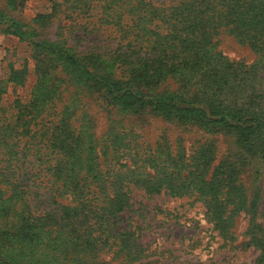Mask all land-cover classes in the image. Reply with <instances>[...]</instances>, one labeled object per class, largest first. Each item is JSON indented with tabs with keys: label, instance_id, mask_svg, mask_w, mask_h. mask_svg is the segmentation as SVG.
<instances>
[{
	"label": "rangeland",
	"instance_id": "rangeland-1",
	"mask_svg": "<svg viewBox=\"0 0 264 264\" xmlns=\"http://www.w3.org/2000/svg\"><path fill=\"white\" fill-rule=\"evenodd\" d=\"M145 1L166 9L185 0ZM90 4L93 8L87 10L85 7ZM102 5L104 2L99 0H0V135L9 131L5 124H19L22 113L28 120L39 116L30 125L33 138L17 136L18 160L12 162L0 155V170L10 167L14 181H22L24 185L27 202L32 206L36 204L40 213L56 211V219L60 220V205H72L75 193L72 185L79 182L80 187L84 178L93 184L90 189L95 197L101 199L109 191L98 189L97 184L108 189V184L113 182L112 170L129 168L152 175V161L167 162L164 156H169L183 158L182 163L195 164L191 160L198 155L205 156V146H208L207 178L220 163L238 165L236 184H241L251 203L250 210L229 219V234L223 236L218 232L198 194L182 197L163 191L150 194L132 184H127L130 205L115 216L113 233L133 232L134 237L137 236L135 243L144 253L135 264H262L263 151L256 148L254 152H247L227 131H209L195 123L179 124L159 116L121 112L92 89L93 85L85 81L79 69L65 65L39 47L44 43L53 45L76 58L100 56L104 65L91 71L113 79L122 78L120 70L112 67V59L116 57L115 52L125 50L132 35L103 24L100 20ZM11 22L20 25L24 37L6 31ZM212 45L218 56L242 63L251 71L249 74L240 72L238 78L244 81L237 79L229 89L222 91L223 105L241 112H255L264 119V59L225 28L218 29ZM252 65L256 68H251ZM196 82L191 79L182 86L174 78H168L153 89V94L186 99L204 87ZM64 119L72 132L90 140L92 147L88 149L87 143V148H79L78 156L70 159L75 164V172L66 188L59 181V192L55 193L50 177L43 172L47 166L54 165L55 158L50 155L49 143L41 142L40 135L50 123L54 125L48 127V131L59 128ZM59 162L64 165L67 160ZM5 186L0 184L3 199L11 193ZM229 208L227 205L224 212ZM250 218L258 226L260 246H254L247 234ZM107 241L108 245L103 247L97 241L96 249L85 255L70 250L68 236L43 232L32 243H4L1 249L20 264H124L121 253L111 246L113 239Z\"/></svg>",
	"mask_w": 264,
	"mask_h": 264
},
{
	"label": "trees",
	"instance_id": "trees-1",
	"mask_svg": "<svg viewBox=\"0 0 264 264\" xmlns=\"http://www.w3.org/2000/svg\"><path fill=\"white\" fill-rule=\"evenodd\" d=\"M101 1L104 2L100 7L102 23L120 28L127 36L132 35L125 50L115 52L116 57L112 59V67L120 70L122 78L113 79L92 72L104 65L100 56L76 58L53 45L44 43L39 47L65 65L79 69L85 81L93 85L92 89L121 112L159 116L179 124L195 123L209 131H227L247 152H254L256 148L264 152V119L255 112H241L225 106L220 100L222 91L239 80L240 72L249 74L251 71L242 63L228 61L221 54L218 56L212 45L218 29L225 28L264 59V0H185L166 9L153 7L145 0ZM85 8L90 10L93 5ZM6 31L19 38L25 36L20 25L14 22ZM168 78H174L182 86L191 79L197 80L196 84L204 87L186 99L171 94H153V89ZM25 110L29 111V108ZM21 115L18 125L5 124L9 131L0 135V155L12 162L19 158L15 149L17 136L33 138L30 125L39 117L28 120L25 114ZM52 125L54 123L48 127ZM47 128L40 138L41 142L49 143L55 163L43 172L50 177L57 193L59 181L66 188L75 172V164L70 159L78 156L79 148H87L89 144L90 149L92 142L76 136L66 119L59 128L49 131ZM205 151V156L198 155L191 160L195 164L182 163L183 158L169 156H164L169 163L154 160L151 162L152 175L129 168L112 170L113 182L108 184V189L97 184L98 189L109 191L101 199L95 197L90 189L93 184L84 178L80 187L79 182L72 185L75 188L72 205H60V220L56 219V211L40 213L36 204L32 206L27 202L24 185L22 181H14L10 167L6 171L0 170V177L5 180L1 179L0 184L11 190L3 199L4 192L0 188V264H20L3 253L4 243H32L43 232L68 236L70 250L85 255L96 249L97 241L103 247L108 245V239H113L111 246L121 253L124 264L140 261L144 250L135 243L137 236L134 237L133 232L113 233L115 216L130 205L127 184L141 187L150 194L162 191L177 197L198 194L218 232L223 236L229 234V219L250 210L251 203L241 184H236L240 172L238 165L227 161L220 163L207 178L210 148L205 146ZM64 159L67 162L61 165L59 161ZM36 172L38 175L40 171ZM227 205L230 208L224 212ZM257 233L258 226L250 218L247 234L254 246L262 244Z\"/></svg>",
	"mask_w": 264,
	"mask_h": 264
}]
</instances>
